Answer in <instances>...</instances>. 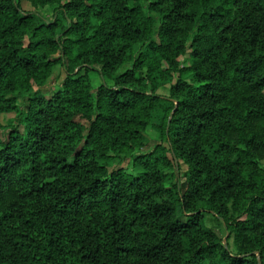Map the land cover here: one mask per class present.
<instances>
[{"label": "trees", "instance_id": "trees-1", "mask_svg": "<svg viewBox=\"0 0 264 264\" xmlns=\"http://www.w3.org/2000/svg\"><path fill=\"white\" fill-rule=\"evenodd\" d=\"M0 264H264V0H0Z\"/></svg>", "mask_w": 264, "mask_h": 264}, {"label": "rangeland", "instance_id": "rangeland-1", "mask_svg": "<svg viewBox=\"0 0 264 264\" xmlns=\"http://www.w3.org/2000/svg\"><path fill=\"white\" fill-rule=\"evenodd\" d=\"M22 8L26 12H38V13H40L45 18V20H47V21L52 20V15H51L50 11L47 9L39 8V9L35 10L26 1L22 2ZM88 76L90 78L91 85L94 88H97L101 83H103V80L101 79V77L98 75V73H96L94 71L90 72L88 74ZM64 78H65V73L63 72V69L59 65L55 66L53 69V73L48 80L47 87H49L52 90H57L58 89L57 85H59V83H61V81H63ZM108 84H111V83L108 82ZM168 88H169V85L165 86L162 89H159V91L157 93L159 95L167 97L168 96ZM11 117H13V114L3 115V121H5L6 119H9ZM155 121L156 120L154 119L153 123H155ZM144 134H145V137H146L147 143H148L145 148H150L158 142V138H157L158 134H157V131L154 128V126L148 127ZM117 164L122 166L123 168H125L129 172L132 171V169H133L129 160H123V161H120V163H118V162L115 163V165H117ZM180 168H181V170H185V166H183V165H181ZM174 175H175V172H174ZM180 175L181 174H178L176 172V179H179ZM204 225L217 230L223 236L224 243L227 242L226 245L228 246L229 251L235 252L236 248H235V244L233 242L232 237H230V239L227 241L228 234H227L223 220H221L220 218H215L212 215L207 214L205 216Z\"/></svg>", "mask_w": 264, "mask_h": 264}]
</instances>
